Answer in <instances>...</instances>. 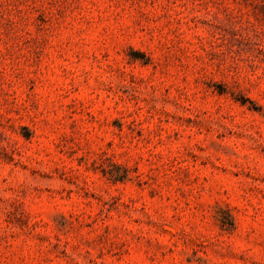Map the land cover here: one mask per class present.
<instances>
[{
	"label": "rangeland",
	"instance_id": "374dc122",
	"mask_svg": "<svg viewBox=\"0 0 264 264\" xmlns=\"http://www.w3.org/2000/svg\"><path fill=\"white\" fill-rule=\"evenodd\" d=\"M0 264H264V0H0Z\"/></svg>",
	"mask_w": 264,
	"mask_h": 264
}]
</instances>
